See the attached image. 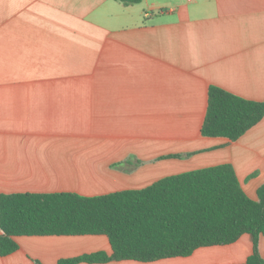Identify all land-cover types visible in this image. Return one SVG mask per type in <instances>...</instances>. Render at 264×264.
Wrapping results in <instances>:
<instances>
[{"label":"crops","instance_id":"1","mask_svg":"<svg viewBox=\"0 0 264 264\" xmlns=\"http://www.w3.org/2000/svg\"><path fill=\"white\" fill-rule=\"evenodd\" d=\"M210 86L264 101V0H0V194L95 197L230 164L257 200L264 117L236 141L203 137ZM15 241L0 264L111 254L103 235ZM251 253L244 234L186 258L103 264H242Z\"/></svg>","mask_w":264,"mask_h":264},{"label":"trees","instance_id":"2","mask_svg":"<svg viewBox=\"0 0 264 264\" xmlns=\"http://www.w3.org/2000/svg\"><path fill=\"white\" fill-rule=\"evenodd\" d=\"M117 1L130 5L141 0ZM263 117L264 101L246 100L210 86L200 134L236 141ZM256 194L257 200L247 196L230 164L95 197L0 194V256L18 249L17 237L103 235L111 246L110 255L97 252L57 264L149 263L186 258L197 249L230 245L248 234L252 253L242 264H264L258 251L264 235V184Z\"/></svg>","mask_w":264,"mask_h":264}]
</instances>
